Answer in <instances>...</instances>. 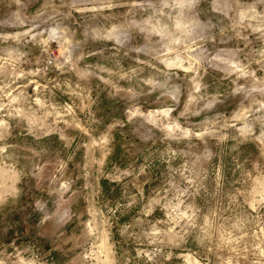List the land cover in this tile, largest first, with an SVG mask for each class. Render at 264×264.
I'll return each instance as SVG.
<instances>
[{
    "label": "rangeland",
    "instance_id": "1",
    "mask_svg": "<svg viewBox=\"0 0 264 264\" xmlns=\"http://www.w3.org/2000/svg\"><path fill=\"white\" fill-rule=\"evenodd\" d=\"M131 5L0 0V185L4 153L43 165L0 205V256L264 264V30L248 18L264 4L199 0L172 21ZM56 178L69 191L49 199Z\"/></svg>",
    "mask_w": 264,
    "mask_h": 264
},
{
    "label": "clouds",
    "instance_id": "2",
    "mask_svg": "<svg viewBox=\"0 0 264 264\" xmlns=\"http://www.w3.org/2000/svg\"><path fill=\"white\" fill-rule=\"evenodd\" d=\"M199 0H190L189 4H181L176 2V0H172V2H166V0H161V3L159 6H154L151 3H148L145 5L143 0H132V7L134 8H140L143 9L145 7L153 8L152 16L150 18L154 19L157 17H163L168 16L169 21L177 20L181 13H177V16L173 17L170 13H166L165 9H183L185 7H192L193 4L198 3ZM261 4H264V0H260ZM105 7H115V5H105ZM249 12L251 15L248 16L250 20H259L260 21V30H264V11L256 12L255 8H250ZM39 15V14H38ZM175 27H179V24L177 23ZM264 34V32H262ZM262 92H264V88L260 89ZM173 99H176L174 96ZM260 120V138L264 139V116L259 118ZM31 129H29L30 131ZM248 130H251V124L248 126ZM5 137L0 136V141L4 140ZM38 153H34L33 157L28 158L23 163H20L14 156L10 155L9 153H4L3 156L5 159H11L12 160V171H13V183L9 184L7 181L3 185H0V205L5 204L8 202L9 197L13 198V201L16 196L20 194L22 191L21 188H17L14 186L15 182L18 181L20 178H29L36 174L37 169H43V165L39 163L38 160L34 159V157L38 156ZM17 165H19L17 167ZM84 187H87V185H84ZM42 190L39 186V183L36 186V191ZM48 192V198L54 199L55 197H63L64 193L69 191L68 186L66 184H61L60 179H50L49 187L46 189ZM77 193L80 195H83L84 188H78L76 189ZM55 194V197L54 195ZM33 204L31 205L33 207L34 211H38L39 208L46 204L47 201L43 196H36L33 194L32 196ZM66 206L71 207L72 203V197H69L68 201L64 202ZM111 211V210H109ZM76 212H73V215H76ZM101 217H103V213H99ZM53 221V224H55V215H52L49 217ZM93 224H95V219H93ZM22 248L21 246H18ZM0 264H41L40 260H37L35 257L32 259H25L21 260L19 252H15V255L12 253H9L4 256H0Z\"/></svg>",
    "mask_w": 264,
    "mask_h": 264
}]
</instances>
